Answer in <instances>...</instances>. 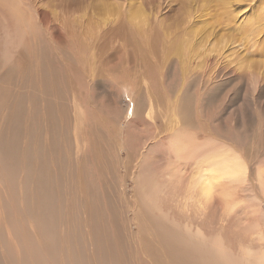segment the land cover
I'll use <instances>...</instances> for the list:
<instances>
[{
    "label": "rangeland",
    "instance_id": "374dc122",
    "mask_svg": "<svg viewBox=\"0 0 264 264\" xmlns=\"http://www.w3.org/2000/svg\"><path fill=\"white\" fill-rule=\"evenodd\" d=\"M21 18L41 52L21 55L13 31L15 61L0 64V72L10 69L22 91H38L47 65L55 67L63 134L72 146L67 127L79 104L86 147L75 155L85 156L101 224L121 260L148 262L138 205L150 208L153 198L182 232L190 226L219 233L238 252L232 219L221 228L182 196L197 159L224 150L247 167L235 190L243 199L260 197L264 209L254 186L264 173V0H0V27ZM186 145L192 151L178 154ZM176 159L183 163L177 187L166 183V165Z\"/></svg>",
    "mask_w": 264,
    "mask_h": 264
},
{
    "label": "bare ground",
    "instance_id": "6f19581e",
    "mask_svg": "<svg viewBox=\"0 0 264 264\" xmlns=\"http://www.w3.org/2000/svg\"><path fill=\"white\" fill-rule=\"evenodd\" d=\"M13 31L21 55L29 50L36 55L41 52L36 42L29 43L30 32L22 19L10 28L0 27V64L15 61ZM47 67V76L39 73L44 83L38 91L26 86L22 91L20 82L11 77L12 70L0 72V264H139L131 256V261L121 260L122 251L114 252L116 246L107 238L97 206L98 186L86 172L85 156L79 152L75 155L76 150L86 147L79 104L73 101L75 120L71 129L67 127L73 130L74 149L63 134L66 126L60 119L56 69L50 63ZM41 111L37 121L34 116ZM93 141L92 145L101 146L102 139L100 144ZM176 149L178 154L192 151L187 145ZM202 162L206 163L199 166ZM182 164L176 159L166 165H170L166 170L169 186L180 185L176 176ZM246 168L237 154L222 150L197 159V168L188 174L187 181L181 176V183L186 181L188 189V195L182 196L189 200L186 207L200 216L208 211L217 217L213 221L221 228L232 219L238 252H233L219 233L206 236L202 228L190 226L182 232L179 223L153 198L150 208L138 205L144 217L140 243L149 259L145 264H249L248 259L264 264V223L259 222L264 220V209L260 197L249 195L243 199L235 190L237 184L246 181ZM256 181L254 186L264 194L263 172L257 173Z\"/></svg>",
    "mask_w": 264,
    "mask_h": 264
}]
</instances>
